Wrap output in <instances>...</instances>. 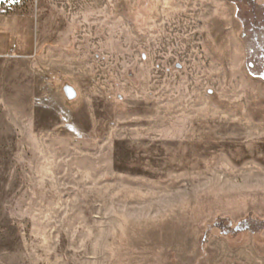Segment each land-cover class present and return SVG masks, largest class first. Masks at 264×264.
<instances>
[{"label": "rangeland", "instance_id": "374dc122", "mask_svg": "<svg viewBox=\"0 0 264 264\" xmlns=\"http://www.w3.org/2000/svg\"><path fill=\"white\" fill-rule=\"evenodd\" d=\"M262 67L264 0H0V264H264Z\"/></svg>", "mask_w": 264, "mask_h": 264}, {"label": "trees", "instance_id": "16d2710c", "mask_svg": "<svg viewBox=\"0 0 264 264\" xmlns=\"http://www.w3.org/2000/svg\"><path fill=\"white\" fill-rule=\"evenodd\" d=\"M248 217H253L251 216V214L248 216ZM254 220H257L258 224L261 225L264 223V220L263 219H258L256 217H254ZM215 225H217V223L215 222ZM247 227V224H246V221H241V222H238L234 227H233V230L232 231H239V230H243ZM206 236H204V239H205Z\"/></svg>", "mask_w": 264, "mask_h": 264}, {"label": "flooded vegetation", "instance_id": "af4514ba", "mask_svg": "<svg viewBox=\"0 0 264 264\" xmlns=\"http://www.w3.org/2000/svg\"><path fill=\"white\" fill-rule=\"evenodd\" d=\"M252 65V63H250V66ZM264 73V67H262V72L261 75Z\"/></svg>", "mask_w": 264, "mask_h": 264}, {"label": "water", "instance_id": "95a60500", "mask_svg": "<svg viewBox=\"0 0 264 264\" xmlns=\"http://www.w3.org/2000/svg\"><path fill=\"white\" fill-rule=\"evenodd\" d=\"M261 76L264 78V73Z\"/></svg>", "mask_w": 264, "mask_h": 264}]
</instances>
